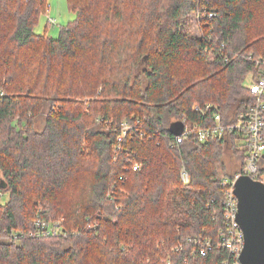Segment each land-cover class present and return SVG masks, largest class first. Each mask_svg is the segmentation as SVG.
I'll use <instances>...</instances> for the list:
<instances>
[{
    "label": "trees",
    "instance_id": "1",
    "mask_svg": "<svg viewBox=\"0 0 264 264\" xmlns=\"http://www.w3.org/2000/svg\"><path fill=\"white\" fill-rule=\"evenodd\" d=\"M68 7L76 19L54 37L35 30L49 0H0V194L10 196L0 201V264H224L229 251L190 257L185 240H217L226 227L223 179L244 172L243 135L172 147L173 119L205 126L220 111L235 123L251 111L264 0ZM192 17L201 35L188 31ZM125 121L133 129L121 143ZM227 145L239 160L230 176L219 171ZM37 213L62 216L69 238L31 237ZM13 232L17 240L1 239Z\"/></svg>",
    "mask_w": 264,
    "mask_h": 264
},
{
    "label": "built area",
    "instance_id": "2",
    "mask_svg": "<svg viewBox=\"0 0 264 264\" xmlns=\"http://www.w3.org/2000/svg\"><path fill=\"white\" fill-rule=\"evenodd\" d=\"M51 21H53L50 18ZM262 75L258 80H255V75L250 73L249 82H247V89L252 91L256 97V104L253 105L251 111L248 114H241L237 123L225 124L220 111L215 112L214 120L206 124L205 126L195 122L191 124L185 117L181 116L180 119H173V122H178L181 128L180 132L173 133L172 147L179 146L186 138L191 135H195L196 139L200 142H206L210 139H223L227 133L241 132L243 138L240 143L246 148L247 162L244 168V172L240 174L249 175L256 180H260L264 183V67ZM195 110L202 111V108L197 103ZM213 106L209 104L207 109ZM219 109V106H216ZM133 127L128 121L123 123V137L119 138V142L124 140L125 134L132 130ZM118 146L117 149H119ZM142 167V164L133 166V170L137 171ZM181 176L184 182H190V176L186 167L182 168ZM236 177V178H237ZM236 178L231 180L229 177L223 179V184L228 185L226 188L225 198L222 201L224 207V215L227 220V225L224 229L220 230L217 240L204 239L202 237H189L185 240L190 245L189 255L190 257H196L199 255H207L209 251H212L215 247L229 251V257L224 261V264H242L240 256L244 249V232L237 221L238 213V200L235 195L234 183ZM111 198V194L108 195ZM97 222H89L88 229L97 227ZM66 229L59 224H53L46 219L42 214L38 215L33 222V229L30 232V236L34 238L56 237L64 235ZM185 242H183L185 244ZM183 243L175 246L176 251L183 249Z\"/></svg>",
    "mask_w": 264,
    "mask_h": 264
},
{
    "label": "water",
    "instance_id": "3",
    "mask_svg": "<svg viewBox=\"0 0 264 264\" xmlns=\"http://www.w3.org/2000/svg\"><path fill=\"white\" fill-rule=\"evenodd\" d=\"M181 128L173 131L180 132ZM237 221L244 232L242 264H264V183L240 174L234 183Z\"/></svg>",
    "mask_w": 264,
    "mask_h": 264
},
{
    "label": "rangeland",
    "instance_id": "4",
    "mask_svg": "<svg viewBox=\"0 0 264 264\" xmlns=\"http://www.w3.org/2000/svg\"><path fill=\"white\" fill-rule=\"evenodd\" d=\"M48 10L49 11L47 14H43L41 16L39 22L37 23L38 25L35 27V30L38 33H44L45 30L47 29V34L49 36L52 35L54 37H57L59 35L60 29L62 26L66 25L69 22H72L73 20L76 19V13L73 12L68 7V0H49V9ZM49 17L52 18L53 21H55L53 26L47 24ZM190 19L191 20L189 21L188 25L186 26L189 28L188 31H190L191 34L201 35L202 33L200 32V30L197 26L196 19H194L193 17ZM249 76L250 75H247V78ZM247 82H249V79L247 80ZM237 122H235V123H237ZM35 124H36L37 128L42 129L43 127L46 126L45 118H43V117L39 118ZM225 124H227V123H225ZM121 137H123V124H122V133L120 134L119 138H121ZM240 141H241V139H240ZM226 147L227 148L225 149L224 153H222L219 157L220 158L219 161H222L223 164L226 165L225 170L220 169L219 171L223 175L227 173L226 175L230 176V174H233L232 169H234L235 166L238 165L239 160H237L235 155L233 154L231 146L227 145ZM116 150H118V149H116ZM229 164H231V165H229ZM263 166H264V164H263ZM184 167L185 166H183L182 168H184ZM0 196H1L0 201L2 203H5V202L9 201V199H10L9 193H6V194L1 193ZM46 219L49 220L53 224H59V226H62V228L64 227V229H65L64 218L62 216H55L52 218L46 217ZM77 232H79V231H75V230L72 231V233L76 234V235H77ZM69 236H70L69 232L66 231L64 235H60V236H56V237H49V238L56 241V240L62 239V238L64 240L65 238H69ZM15 237H18V235L16 234V232H13V234L11 236H2L1 239H5L6 241H13L14 239L17 240ZM61 242H64V241H61Z\"/></svg>",
    "mask_w": 264,
    "mask_h": 264
}]
</instances>
